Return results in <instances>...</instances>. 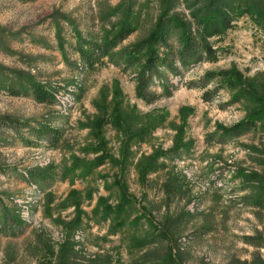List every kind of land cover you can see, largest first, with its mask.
Listing matches in <instances>:
<instances>
[{
    "label": "rangeland",
    "instance_id": "1",
    "mask_svg": "<svg viewBox=\"0 0 264 264\" xmlns=\"http://www.w3.org/2000/svg\"><path fill=\"white\" fill-rule=\"evenodd\" d=\"M168 2L199 32L203 1L0 0V229L21 222L0 230V264H264V121L235 129L264 100V28L234 12L217 61L161 66L149 100L137 70L86 69L71 48L127 17L132 45ZM27 76L74 98L13 94Z\"/></svg>",
    "mask_w": 264,
    "mask_h": 264
},
{
    "label": "trees",
    "instance_id": "2",
    "mask_svg": "<svg viewBox=\"0 0 264 264\" xmlns=\"http://www.w3.org/2000/svg\"><path fill=\"white\" fill-rule=\"evenodd\" d=\"M203 1L204 6L193 11L194 21L198 31L191 28L190 22L186 21L182 15L170 13L172 3L168 2L165 9L159 16L154 29L144 39L132 45L118 48L127 39L137 26L130 17L125 18L116 31H108L100 39H94L90 35L77 34V42L71 46L76 51L84 63L86 69L96 70L98 65L107 63V60L117 66L122 62L126 66H131L139 73L137 92L141 98L149 100L146 94V87L152 79V74L157 72L161 66L179 72V63L183 68H189L201 61H217L219 51L209 40L214 35H222L231 25L234 12L238 14L249 13L253 20L264 28V0H196ZM243 7V8H242ZM241 8V9H240ZM176 35L177 45L172 41ZM176 72V73H177ZM229 78L225 79L230 85H237L231 80L230 75L236 73L231 70ZM202 77V87H206L212 80L213 73H208ZM21 87L15 86L11 89L13 94H24L33 96L38 102H52L54 94L45 84L39 82L34 77H20ZM240 82L241 78H237ZM225 86V83L222 82ZM164 92L170 89L163 85ZM221 87L216 86V90ZM159 95V94H157ZM241 94L234 95V99H239ZM258 96V95H257ZM261 106L253 110L249 116L238 123L235 129H247L256 125L257 121H264V100L260 99ZM250 124V125H249ZM42 132H51L56 140L62 135L59 129L43 127ZM99 159V158H98ZM101 165L100 162L97 164ZM21 226L18 217L11 224L6 223L2 227V232L16 234L17 227Z\"/></svg>",
    "mask_w": 264,
    "mask_h": 264
},
{
    "label": "built area",
    "instance_id": "3",
    "mask_svg": "<svg viewBox=\"0 0 264 264\" xmlns=\"http://www.w3.org/2000/svg\"><path fill=\"white\" fill-rule=\"evenodd\" d=\"M53 94L60 101H71L74 98L73 89L70 87H58L57 90L53 91Z\"/></svg>",
    "mask_w": 264,
    "mask_h": 264
},
{
    "label": "crops",
    "instance_id": "4",
    "mask_svg": "<svg viewBox=\"0 0 264 264\" xmlns=\"http://www.w3.org/2000/svg\"><path fill=\"white\" fill-rule=\"evenodd\" d=\"M84 35V34H83ZM89 35V34H88Z\"/></svg>",
    "mask_w": 264,
    "mask_h": 264
}]
</instances>
